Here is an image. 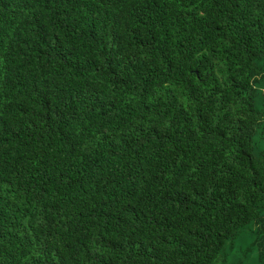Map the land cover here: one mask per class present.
Here are the masks:
<instances>
[{
  "label": "trees",
  "instance_id": "1",
  "mask_svg": "<svg viewBox=\"0 0 264 264\" xmlns=\"http://www.w3.org/2000/svg\"><path fill=\"white\" fill-rule=\"evenodd\" d=\"M0 264H264V0H0Z\"/></svg>",
  "mask_w": 264,
  "mask_h": 264
}]
</instances>
